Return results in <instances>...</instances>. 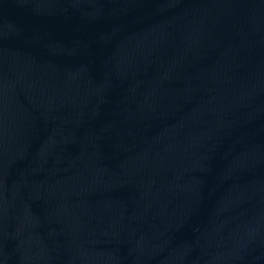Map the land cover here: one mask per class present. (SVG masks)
Segmentation results:
<instances>
[{"label": "water", "instance_id": "95a60500", "mask_svg": "<svg viewBox=\"0 0 264 264\" xmlns=\"http://www.w3.org/2000/svg\"><path fill=\"white\" fill-rule=\"evenodd\" d=\"M0 264H264V0H0Z\"/></svg>", "mask_w": 264, "mask_h": 264}]
</instances>
